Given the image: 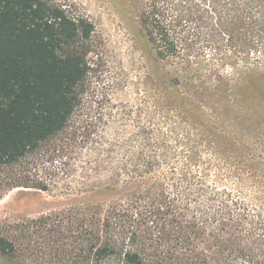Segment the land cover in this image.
<instances>
[{"label":"trees","instance_id":"trees-1","mask_svg":"<svg viewBox=\"0 0 264 264\" xmlns=\"http://www.w3.org/2000/svg\"><path fill=\"white\" fill-rule=\"evenodd\" d=\"M134 4L169 66L171 106L90 149L98 199L0 231V264H42L21 240L47 233V264H264V0ZM92 31L50 0H0V173L17 177L10 185L46 190L28 183L29 169L62 170L70 146L90 137L68 128ZM197 80L211 87L199 92Z\"/></svg>","mask_w":264,"mask_h":264},{"label":"rangeland","instance_id":"rangeland-1","mask_svg":"<svg viewBox=\"0 0 264 264\" xmlns=\"http://www.w3.org/2000/svg\"><path fill=\"white\" fill-rule=\"evenodd\" d=\"M74 17L82 16L93 24L87 41L86 75L80 102L71 118L72 130L80 126L85 134L70 146L62 170L45 167L29 169V184H45L46 190L12 186L17 177L7 169L0 173V231L7 225L36 219L42 215L63 213L95 200L88 187L86 160L90 149L98 150L102 140L123 138L135 132L137 125L158 120V113L171 106L165 80L169 66L154 57L137 20L134 0H50ZM227 73V72H226ZM199 78L210 79V68L202 66ZM201 80V79H200ZM197 80L199 92L211 84ZM264 155V149H263ZM59 163H57L58 165ZM24 174V173H23ZM87 184V185H85ZM97 198V197H96ZM98 199V198H97ZM66 229V228H65ZM64 227L62 228L65 231ZM67 234L64 233L66 240ZM47 237V238H46ZM56 237L34 235L21 242L30 248L24 254L31 261L49 263ZM34 262V263H38ZM44 262V263H43Z\"/></svg>","mask_w":264,"mask_h":264}]
</instances>
